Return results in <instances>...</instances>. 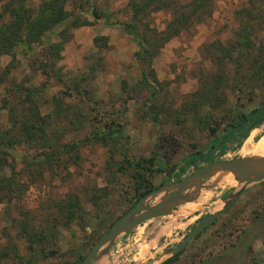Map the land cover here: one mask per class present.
<instances>
[{
  "label": "rangeland",
  "instance_id": "1",
  "mask_svg": "<svg viewBox=\"0 0 264 264\" xmlns=\"http://www.w3.org/2000/svg\"><path fill=\"white\" fill-rule=\"evenodd\" d=\"M251 5L258 6L211 0L208 15L159 49L151 73L121 26L132 22L127 0H0V264H79L141 200L139 176L154 191L208 162L249 158L264 122L241 140L226 139L223 129L264 99V76L253 66L264 55L237 51L245 24L255 48L264 46V24L244 12ZM59 7L63 21L31 33ZM171 19L169 9L152 11L134 29L149 38ZM217 180L117 236L93 264H160L203 216L221 209L225 189L228 208L168 264H264V180L233 187ZM171 194L164 189L142 206Z\"/></svg>",
  "mask_w": 264,
  "mask_h": 264
},
{
  "label": "trees",
  "instance_id": "2",
  "mask_svg": "<svg viewBox=\"0 0 264 264\" xmlns=\"http://www.w3.org/2000/svg\"><path fill=\"white\" fill-rule=\"evenodd\" d=\"M179 0H127V5L129 6L132 13V22L129 24H121L124 31L128 34H132L137 41V45L139 47V52L136 54V59L145 63L146 68L149 72L152 73L151 63L153 57H155L159 51L163 47V45L170 40L171 38L177 36L181 30L185 29L188 23H191L194 19H197L198 16L208 15L210 13L211 8V0H187L185 4H180ZM257 3V8H254L252 5V10H245V15L247 21L253 22V25L258 26V24H264V10L261 9L264 6V0H254ZM17 8H11L14 15L17 13ZM161 9H169L172 15L171 21L166 25L164 30L156 31L149 30V38L135 32L134 21L140 17L148 16L149 12L158 11ZM92 16L97 18V14L95 11L92 12ZM17 17V15H16ZM65 18V14L62 8H58L52 17L48 18V20H38L35 24L30 25V29L33 31L31 33H35L36 31L41 32L42 28L46 27L47 24L55 25ZM107 19V16H105ZM50 21V22H49ZM44 26H43V25ZM255 26V27H256ZM254 27V28H255ZM38 28V30H36ZM253 29V26L250 25H240L239 32L237 37L243 39V42L238 44V53H243L240 57L249 56L250 53H253L255 57H260L264 55V46L259 48H255L254 43L248 39L247 30ZM44 30V29H43ZM33 34V35H35ZM36 41V38L34 39ZM231 50H228L224 56L230 58ZM239 57V56H238ZM261 58V57H260ZM255 67L254 73L256 75L264 76V63L262 64H253ZM257 66V67H256ZM260 79V78H259ZM151 83L156 84V80L153 76H151ZM264 122V99H262L255 108H252L247 113H241L235 116V118L227 125L226 128L223 129V137L226 139L229 138H237L244 139L246 138L248 131ZM237 140V143L240 142ZM1 152V150H0ZM196 158L194 161L202 159L203 156L201 153L196 154ZM148 164L147 168L148 172H150V167L153 164V159L150 158L146 161ZM155 173H160L161 170L159 168H155L153 170ZM139 183L137 187V196L136 201L142 199L145 195L152 192L153 188L149 184L147 180L143 178V176H139ZM229 190H227L228 192ZM214 221V220H213ZM211 224V223H210ZM209 224V225H210ZM204 230L199 232L195 238H197ZM182 249L179 250L176 254L172 255L170 258H167L160 264H168L172 261V259L180 253Z\"/></svg>",
  "mask_w": 264,
  "mask_h": 264
},
{
  "label": "water",
  "instance_id": "3",
  "mask_svg": "<svg viewBox=\"0 0 264 264\" xmlns=\"http://www.w3.org/2000/svg\"><path fill=\"white\" fill-rule=\"evenodd\" d=\"M222 171L231 173L235 179L238 180V184L242 183L243 185H248L257 183L264 180V159L234 158L231 160L211 161L183 177L175 184L152 191L149 195L136 203L126 214L122 215L107 231L103 232L93 242L79 264H93L97 259L99 251L104 246L109 245L117 236L128 233L131 229L145 221L166 214L182 201L183 194L186 190L194 186H199L212 174ZM164 189L172 190V194L153 206H142L145 198ZM227 190L228 189L221 191L219 196V200L222 202L221 209L203 216L186 234L182 241L170 251L171 256L184 248L229 205V202H227L229 197L222 198V195Z\"/></svg>",
  "mask_w": 264,
  "mask_h": 264
},
{
  "label": "bare ground",
  "instance_id": "4",
  "mask_svg": "<svg viewBox=\"0 0 264 264\" xmlns=\"http://www.w3.org/2000/svg\"><path fill=\"white\" fill-rule=\"evenodd\" d=\"M249 158L250 159H264V137L261 138L256 143V145H255L252 153L250 154ZM212 179H219V180L215 181V183H219V184L224 183L225 186H230V187H233L232 186L233 182H238V180H236L235 177L231 173L226 172V171L217 172V173L212 174L209 177V180H212Z\"/></svg>",
  "mask_w": 264,
  "mask_h": 264
},
{
  "label": "flooded vegetation",
  "instance_id": "5",
  "mask_svg": "<svg viewBox=\"0 0 264 264\" xmlns=\"http://www.w3.org/2000/svg\"><path fill=\"white\" fill-rule=\"evenodd\" d=\"M228 194H229L228 192H225V193L222 195V198H226V196H227ZM227 208H228V206H227L226 208H224V209H223L218 215H220V214H221L224 210H226ZM208 226H209V225H208ZM208 226H207V227H208ZM207 227H206V228H207ZM206 228H205V229H206ZM191 229H192V228H191ZM205 229H203V230H205ZM194 238H195V237H194ZM194 238H193V239H194Z\"/></svg>",
  "mask_w": 264,
  "mask_h": 264
}]
</instances>
